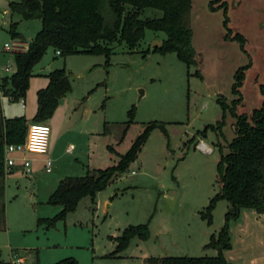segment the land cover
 <instances>
[{
	"label": "rangeland",
	"instance_id": "374dc122",
	"mask_svg": "<svg viewBox=\"0 0 264 264\" xmlns=\"http://www.w3.org/2000/svg\"><path fill=\"white\" fill-rule=\"evenodd\" d=\"M9 1L19 0H0V75L16 68L15 50H6L4 43L19 41L25 50L41 28L39 18L10 11ZM160 15L145 8L141 17ZM188 20L196 63L187 65L175 52H147L153 40L166 38L165 32L151 29H145L134 48L111 43L108 58L62 56L50 47L33 67L37 74L29 79L26 108L21 110L9 97L1 100L6 115L22 112L31 120L36 91L47 83L41 74L60 67L68 72L71 90L48 120L51 171L43 169L46 155L40 154L35 161L29 158L31 174L14 169L4 179L1 262H8L11 254L24 257L26 264H53L64 258L77 264H142L145 256L217 254L206 245L224 225L229 203H215L211 222L201 212L219 191V146L225 151L234 136V118L227 112L223 121L218 98L230 103L235 72L246 66L240 110L248 112L262 100L258 85L264 78V0H192ZM13 22L18 37L8 32ZM150 121L163 127L155 126L128 169L96 194L98 205L85 196L54 226L37 224L61 209L47 202L60 178L116 163L118 153L126 152ZM236 219L228 222L231 246ZM142 223H148L149 237H133L120 256H110L114 238L128 225Z\"/></svg>",
	"mask_w": 264,
	"mask_h": 264
},
{
	"label": "trees",
	"instance_id": "16d2710c",
	"mask_svg": "<svg viewBox=\"0 0 264 264\" xmlns=\"http://www.w3.org/2000/svg\"><path fill=\"white\" fill-rule=\"evenodd\" d=\"M12 12H18L23 18H39L41 28L30 40L27 48L14 51L16 69L11 75L0 78V89L11 101L25 96L33 67L42 59L48 48L59 50L60 55L73 53L104 54L111 53L110 44L124 42L134 48L144 37L145 29L163 31L166 38L160 47L147 52H175L187 65L196 63L192 46V31L189 25V12L192 0H19L9 1ZM145 8L159 10V17H141ZM8 32L18 37L16 22L10 24ZM239 67L234 75L232 93L235 96L230 103L218 98L222 109V119L229 112L233 118L234 136L226 143V150L219 146L217 162V180L219 191L209 200L201 217L211 222L215 203L225 199L229 208L225 213V222L218 234L211 235L206 247L217 250L213 256H148L143 264H232L223 251L231 247L228 222L238 218L243 208L253 209L264 214V78L258 89L262 95L260 104L250 111H242L244 105L240 88L244 80V68ZM47 84L36 91V111L31 120L25 115L4 118L0 111V182L5 177L3 153L4 145L23 142L28 124L46 123L53 115L59 99L71 90V82L65 67L55 68L47 75ZM132 115V109L128 111ZM223 121L219 123H223ZM163 124L148 122L134 138L128 150L118 153L116 163L103 168L87 170L82 176H65L58 181L47 202L60 205L61 209L53 217L39 218L37 224L54 226L58 220H64L69 212L76 209L78 202L90 196L92 202L96 194L116 180L133 162L149 132ZM114 151L112 146H108ZM3 185H1L2 189ZM2 207V205H1ZM148 223L128 225L115 237L116 245L110 256L126 249L133 237L145 240L149 237ZM10 264V262H1ZM53 264H77L73 258H64Z\"/></svg>",
	"mask_w": 264,
	"mask_h": 264
},
{
	"label": "crops",
	"instance_id": "0c3cea01",
	"mask_svg": "<svg viewBox=\"0 0 264 264\" xmlns=\"http://www.w3.org/2000/svg\"><path fill=\"white\" fill-rule=\"evenodd\" d=\"M26 48H27V46H26ZM5 70L6 71L9 70L8 65L5 67ZM50 71H52V70H50ZM50 71H48L46 73H42L41 75L46 77V75ZM11 74H9V75H11ZM36 74L37 73H34V70L32 69V76L36 75ZM2 76H6V75H0V78ZM44 86H42V87H44ZM39 88H41V87H39ZM5 97L8 99V96H5L0 89L1 116H3L4 118H8V117H14L17 115H24L22 112L15 114V115H6L4 113L3 106H1V100ZM9 100H10V98H9ZM18 103L20 105L21 110H24L26 108V102H25L24 97L20 98L18 100ZM35 111H36V107H35ZM35 111H34V113H35ZM34 113H33V115H34ZM48 120L46 121L47 124H48ZM28 121H30V120H28ZM13 156L16 158L17 163L20 162L21 157H23V156H26L28 158H32L34 161L41 157L40 154H33V153L32 154L31 153H28V154L15 153V154H13ZM42 160H43V158L41 159V161ZM5 177H4V179H5ZM4 179H3V183H2L3 187H2V189L0 188V200H1L2 195L4 194V191H5ZM93 201H94V202H92L93 204H96V205L99 204V201L96 200V198H94ZM0 207H1V205H0ZM236 220H237V222H236V225L234 226V227H236V228H234L235 239H234L232 246L229 249H226L223 251L224 256L232 264H264V214H258L253 209L243 208L240 210V214ZM253 228H255V229H253ZM256 229L258 230V232H256ZM230 233H231V231H230ZM114 256H120V255H119V253H117ZM128 256H132V254H129ZM12 257H14L13 254H11L8 262H10ZM146 257H148V256H145L142 258V264H143L144 258H146Z\"/></svg>",
	"mask_w": 264,
	"mask_h": 264
},
{
	"label": "built area",
	"instance_id": "2783aa9c",
	"mask_svg": "<svg viewBox=\"0 0 264 264\" xmlns=\"http://www.w3.org/2000/svg\"><path fill=\"white\" fill-rule=\"evenodd\" d=\"M19 41L12 43H4L6 50L22 51ZM60 54V51H55ZM50 127L47 123L31 122L28 124V129L23 142L11 143L4 145L3 164L5 176L11 173L14 169L20 170L23 174L28 175L32 172V161L26 156L21 157L19 163L13 156L15 153H33L46 155L48 153V140H49ZM43 169L46 172L51 171L52 160L49 156H45L42 160ZM10 264H26V259L21 256H14L10 260Z\"/></svg>",
	"mask_w": 264,
	"mask_h": 264
},
{
	"label": "water",
	"instance_id": "95a60500",
	"mask_svg": "<svg viewBox=\"0 0 264 264\" xmlns=\"http://www.w3.org/2000/svg\"><path fill=\"white\" fill-rule=\"evenodd\" d=\"M161 43H162V40H153L152 42H151V44H150V49H154V48H156V47H160V45H161ZM141 94H142V91H141Z\"/></svg>",
	"mask_w": 264,
	"mask_h": 264
}]
</instances>
